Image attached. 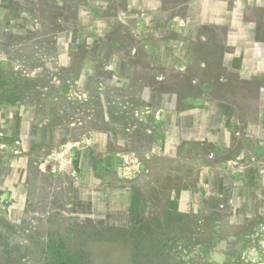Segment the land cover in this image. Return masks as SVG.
<instances>
[{
	"label": "rangeland",
	"instance_id": "obj_1",
	"mask_svg": "<svg viewBox=\"0 0 264 264\" xmlns=\"http://www.w3.org/2000/svg\"><path fill=\"white\" fill-rule=\"evenodd\" d=\"M255 46L264 0H0V264H264Z\"/></svg>",
	"mask_w": 264,
	"mask_h": 264
},
{
	"label": "trees",
	"instance_id": "obj_2",
	"mask_svg": "<svg viewBox=\"0 0 264 264\" xmlns=\"http://www.w3.org/2000/svg\"><path fill=\"white\" fill-rule=\"evenodd\" d=\"M182 216L180 214H172L163 222H160V228L180 230ZM181 224V225H180ZM60 246L56 249H50V259L48 264H82L78 256L67 248L63 241L59 242Z\"/></svg>",
	"mask_w": 264,
	"mask_h": 264
},
{
	"label": "crops",
	"instance_id": "obj_3",
	"mask_svg": "<svg viewBox=\"0 0 264 264\" xmlns=\"http://www.w3.org/2000/svg\"><path fill=\"white\" fill-rule=\"evenodd\" d=\"M249 41V40H248ZM240 47H243V45H240ZM256 49V46H255V48L253 49V50H250V52L252 51V53H254V55H257V53H259L260 51H256L255 50ZM240 51V50H239ZM247 51H249V49H247ZM240 53H241V51H240ZM240 53H238V54H236L235 55V57H241L242 55L240 54ZM248 55V54H247ZM260 55H261V57L260 58H258L257 56H253V57H250V59H252L253 58V62L252 61H250L249 60V62H247V64H249V73H253L254 72V70H253V68H255V67H257V68H259L258 66H260V64H262L261 65V68H259V69H264V52H260ZM249 57V56H248ZM254 57L256 58V59H254ZM255 62H257L258 63V65H256L255 64ZM262 62V63H261ZM247 67V66H246ZM263 73V72H262Z\"/></svg>",
	"mask_w": 264,
	"mask_h": 264
}]
</instances>
